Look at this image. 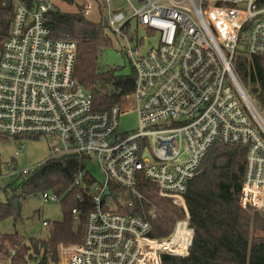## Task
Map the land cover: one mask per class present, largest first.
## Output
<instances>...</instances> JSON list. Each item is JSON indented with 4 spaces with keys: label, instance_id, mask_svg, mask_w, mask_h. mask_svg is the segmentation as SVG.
<instances>
[{
    "label": "built area",
    "instance_id": "obj_1",
    "mask_svg": "<svg viewBox=\"0 0 264 264\" xmlns=\"http://www.w3.org/2000/svg\"><path fill=\"white\" fill-rule=\"evenodd\" d=\"M15 1L0 53V133L45 136L51 155L94 159L104 174L90 185L83 240L59 246L63 264H165L166 255L188 256L195 229L185 193L218 142L247 148L240 204L264 211V113L236 69L239 56L264 57V0H104L114 34L132 39L134 24L135 33L143 26L158 34L146 54L139 55L142 38L130 47L134 89L107 108L76 77L77 44L51 37L45 15L57 0H35L33 9ZM94 3H83L86 15ZM129 110L138 125L123 133L120 119ZM13 168L12 175L21 170ZM144 178L185 210L165 237L153 234L146 217L118 210L116 188L142 198ZM42 197L59 201L50 192Z\"/></svg>",
    "mask_w": 264,
    "mask_h": 264
},
{
    "label": "trees",
    "instance_id": "obj_2",
    "mask_svg": "<svg viewBox=\"0 0 264 264\" xmlns=\"http://www.w3.org/2000/svg\"><path fill=\"white\" fill-rule=\"evenodd\" d=\"M21 2L30 9L35 7V0ZM94 2L98 4L99 20L88 17L76 0H57L55 7L45 15V21L52 38L77 44L76 77L91 91L97 106L107 108L121 95L133 91L136 73L132 69L130 74H117L116 68L102 65L101 57L113 45V40L107 32L106 2ZM16 4L15 0H0V53L11 32ZM71 4H75L77 10H69L67 6ZM236 69L240 81L264 113V57L239 56ZM10 138L0 133V143ZM246 163L247 148L243 145L218 142L211 148L185 193L195 229L190 254L186 257L166 255L165 264H264V211L245 209L240 204ZM11 165L17 169L14 163ZM85 169L83 157L51 155L28 171L21 169L13 175L11 183L0 187L6 196L5 201H0V222L13 218L14 224H19L24 220L22 198L45 192L58 197L63 211L61 221L47 222V237L0 231V264H55L60 243L83 240L87 215L92 208L90 185L95 180ZM82 171L85 172L83 182L77 186L75 180ZM137 189L142 198L116 188V198L118 195L122 198L117 200L118 210L149 219L155 236L169 235L176 222L185 216L184 208L171 198L161 196L158 187L145 178L140 180ZM16 200L20 212L13 206ZM130 201H133L132 206ZM75 208L79 211L77 217L73 214Z\"/></svg>",
    "mask_w": 264,
    "mask_h": 264
},
{
    "label": "rangeland",
    "instance_id": "obj_3",
    "mask_svg": "<svg viewBox=\"0 0 264 264\" xmlns=\"http://www.w3.org/2000/svg\"><path fill=\"white\" fill-rule=\"evenodd\" d=\"M81 5L83 3L90 2V0H76ZM120 4L123 6L126 4L125 1L120 0ZM69 10H77L75 4L67 6ZM95 10L90 12L87 16L95 20H99L101 15H99L98 5L94 3ZM136 25L134 24L133 28V38L124 37L121 35L114 34L108 30V34L113 40V45L105 50L101 57L102 65L107 68H116L117 74H130L132 72L131 60L128 58L127 53L130 50V47L135 49L137 41L143 39L144 43L139 47V55L146 54L152 47H155L158 44V34H149L147 29L143 26H139L138 32L135 33ZM135 57L138 58V55L135 54ZM253 97V96H252ZM254 98V97H253ZM257 102V101H256ZM138 125V115L135 110H129L125 113L120 119L119 129L121 132H127L132 129H135ZM55 143V141L53 142ZM52 142L48 140L47 137H26L25 139L15 140L10 138L8 141L0 143V160L2 162V172L0 174V187H4L7 184L13 181V170L11 169L12 165L15 164L17 170L23 169L25 167L32 168L35 165L44 161L50 154ZM21 149L19 154H16V151ZM65 153L60 152L55 154L56 156H62ZM41 161V162H40ZM87 170L96 178L98 182L104 180V174L100 168L99 163L94 159L86 160L85 162ZM11 166V167H10ZM15 169V168H13ZM5 193L0 188V201H5ZM21 211L24 220L19 224H14L13 218H8L0 222V231L12 233L19 231L26 235L27 237L33 236H42L47 237L49 233V227H45L44 223L52 221H61L63 219V211L59 201L48 200L45 201L42 195H28L21 200ZM64 243V242H62ZM57 249V263L63 264L64 258L59 253V246ZM73 244V243H65Z\"/></svg>",
    "mask_w": 264,
    "mask_h": 264
},
{
    "label": "water",
    "instance_id": "obj_4",
    "mask_svg": "<svg viewBox=\"0 0 264 264\" xmlns=\"http://www.w3.org/2000/svg\"><path fill=\"white\" fill-rule=\"evenodd\" d=\"M107 193H109V190L107 191ZM12 203L15 209L17 210V212H20L19 202L16 200V201H13Z\"/></svg>",
    "mask_w": 264,
    "mask_h": 264
},
{
    "label": "crops",
    "instance_id": "obj_5",
    "mask_svg": "<svg viewBox=\"0 0 264 264\" xmlns=\"http://www.w3.org/2000/svg\"><path fill=\"white\" fill-rule=\"evenodd\" d=\"M50 156H51V154H50L48 157H50ZM48 157H47V158H48ZM47 158H46V159H47ZM46 159H45V160H46ZM40 162H41V161H40ZM42 162H43V161H42ZM44 226H45V227H49L48 224H44Z\"/></svg>",
    "mask_w": 264,
    "mask_h": 264
}]
</instances>
